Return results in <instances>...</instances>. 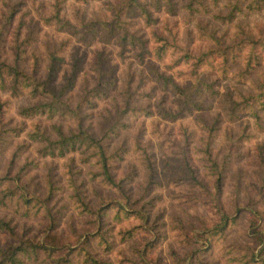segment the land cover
<instances>
[{
	"label": "rangeland",
	"instance_id": "obj_1",
	"mask_svg": "<svg viewBox=\"0 0 264 264\" xmlns=\"http://www.w3.org/2000/svg\"><path fill=\"white\" fill-rule=\"evenodd\" d=\"M11 1L13 3L19 1L16 17L14 18V26L20 24L18 29L20 30L19 36L28 31L27 25L31 19L32 24L37 23L39 27L35 40H32L30 45H26L27 55L30 54L31 45L35 46L41 55L36 73L38 77H43L45 74L44 66L47 58L44 50L52 46L58 48L59 54L64 57L61 68L54 80L56 85L60 84L64 80L65 74L71 71L75 56H81V60L78 63L82 64L86 69L90 60L97 56L99 52L104 55L102 62L112 64V75L115 77V92L113 94L115 95L102 97L97 100L98 105L90 111L92 115L83 119V123L88 124L89 129L97 132L102 127L103 122L108 123L104 120V116L99 112V109L102 108L104 115L114 111L113 104L115 99L120 104L123 103L126 99L125 92H127V89L150 93V97L129 100V103L133 105H145L150 110V113H140L137 117H130V127L122 131L118 139L114 141V144H117L119 138L124 139L126 144L132 148V151L128 149L124 159L118 162V167L115 171L117 176H122L130 168L136 171V173L131 174V178L125 183L128 197L122 196L115 190L98 185L89 180L86 177L88 175L83 172L75 174V183H78V193L92 209L96 210L104 202L103 200L113 198L120 200L127 208L133 210V213L122 220L114 218L112 215L113 210L108 211L107 214L109 215L103 217L101 229L111 236L113 241V249L111 251H103V247L98 244V237L95 235L98 229L95 214L81 210L73 202V190L68 186V179L64 174L66 173V158H54L51 160L50 157L40 156L35 151L38 143L32 142L29 146L23 147L20 157L10 163L11 152L16 140L13 138L3 150H0V176L5 174L6 170H8L9 174L14 175L25 161L28 152L30 156H39L37 167L32 165L29 167L30 169L28 168V171L27 169H20L19 175H21V180L26 183V188L30 192L44 196L46 194L47 167L50 164H54L53 169H51V177L56 179L57 184L63 186V188L55 191L54 196L49 201L50 210L56 216L54 219L55 228L43 231L42 229L46 228L48 221L47 215L41 213L43 212L42 210H39L36 214L31 212L33 216H25L22 209H18V203H13L14 201L5 208L0 206V215L9 220L18 232H24L39 240L43 239L45 232L51 231L56 235L57 239L60 236L63 242L76 247L81 244L87 235L90 238L88 248L104 259L112 261L113 264H184L182 263L183 261L179 260L180 257L189 258V253L193 244H195L184 240V233L189 236L201 229L203 225L210 226L215 223L217 219L213 207L206 201V192L204 191L205 193H203L198 187L184 182L181 179L184 178L183 172L179 170V167H175L177 161L171 164L165 162L162 150L166 148L164 145H170V140L182 138V132L184 131L189 134L187 138L192 140L191 143L197 140L199 146L202 147V138L205 136V130L196 121L197 113L200 112L210 122L214 118L219 119L220 128L217 129L218 134L212 149V152L216 153L217 159L223 158L228 151L229 126H232L233 131L229 134L237 135L242 130L251 134L250 140H247L240 147L239 155L237 156L234 153L230 156V158L233 157L229 163L231 167L226 170L224 178L223 201L226 204V208H230L228 211L233 215H237L236 221L225 229L221 237H213L210 249L206 250L201 256L207 264H228L227 258L234 254L233 251L229 250L235 247L239 248L243 244L252 245L253 242H251V238L247 233L248 224L252 217L249 209L239 208V210L235 211L234 207H229L227 203L230 205L229 194L233 190V176L239 169L242 171V191H244L243 188L245 187L251 190L259 188L255 182L257 180L256 174L259 171L254 164L255 160L252 156L254 154L251 153V150L254 149L255 140L263 141L264 139V110L258 111L259 117L256 118L258 121L249 113L243 115V99L236 90L247 94L254 93L255 90L251 83L256 89L258 88L257 84L264 83V46L258 44L251 46L250 43L242 41L243 38L264 36V4L259 10L233 12L234 14L231 18L225 19L229 12L231 0H220L218 3L206 0V2L209 1L210 3L209 11H200L199 13L195 11L189 12L187 9L180 8L179 4L187 0H179L174 3L173 10L168 9L166 2L162 4L161 9L158 11L152 7V13L157 18L154 24H146L139 12L126 17V22L129 23L125 25L129 29H133L142 38L149 37L150 30L155 29L168 39L175 37L181 46H186L187 50L195 54L215 47L217 45L216 39H219V36H221L222 40L219 43L222 46H229L238 40L241 41L239 48L227 49V77L221 78L220 82L216 84V92L209 95L207 94L209 90H206L201 96H197V99L201 101V107L197 108L185 105L182 101L183 96L177 92L174 93L169 89L162 88L155 77L154 67H157L166 75H172L178 82L190 81L187 76L190 60L181 59L177 64L171 63V58L180 54L181 51H175L173 54L168 53L163 61L147 58L139 62L128 50L120 53L121 45L117 39L120 29L116 32V36L107 43L102 36L108 29L101 27L95 40L86 45L76 35L65 31L56 32L52 27L41 21L40 18V16L48 15L55 11V7L58 6V14L60 16H64L79 25L80 22H87L97 16L99 18L103 16L110 17L107 4L108 2H115V0ZM202 24L204 29L200 27ZM150 43H152L151 39ZM11 45L12 32L8 34V38L2 47V57L7 61H10L11 57H13ZM215 60L221 62V57H217ZM211 61L215 66L218 65L215 61ZM30 62L32 63V61ZM206 67L208 66L206 65ZM245 67L246 71H244ZM80 76L82 77V74ZM93 80V78H88L89 82ZM80 86L81 81L76 80L73 91H71V99L73 101L77 99L80 93ZM22 90L23 88L20 87L13 94L10 89L0 88V108L3 119L9 121L8 123L11 126L23 122L28 128L35 118H24L19 113L18 107L19 104L35 101L37 95L32 96L25 91L21 92ZM18 92H21L19 93L20 95L17 94ZM246 105L247 103L245 102ZM159 106L163 109L171 110V112L175 113V117L164 115L159 111ZM232 110L239 118L235 120V125L228 123ZM46 121L60 123L64 130L75 128L73 121L57 117L46 120L43 115L41 122L45 124L47 123ZM155 129L164 132L165 143L162 148L158 145ZM137 143L140 144L139 148H137ZM146 144L148 149L154 152L153 160L156 172L152 177V181L146 177L147 168L140 149ZM177 144L178 141L176 143L173 141L172 148L176 149ZM193 154L199 156V158L195 157L193 161L200 163V156H202L203 152L197 151V153L194 152ZM168 160L173 161V159ZM74 164V169L82 167L85 172V164H81L77 159ZM203 179L211 190L212 177L203 176ZM262 189L264 192V188ZM240 203H246L244 198L240 199ZM136 209H140L147 218L141 219L135 213L134 210ZM129 227H134L133 235L121 239L120 229ZM154 236H157L155 242L152 240ZM11 240L10 235L0 230V245L11 242ZM233 243L237 245L228 250L227 246H231ZM173 251L177 257H173L171 253ZM184 262L186 264V260Z\"/></svg>",
	"mask_w": 264,
	"mask_h": 264
},
{
	"label": "trees",
	"instance_id": "obj_2",
	"mask_svg": "<svg viewBox=\"0 0 264 264\" xmlns=\"http://www.w3.org/2000/svg\"><path fill=\"white\" fill-rule=\"evenodd\" d=\"M178 1L115 0V2H108V4L105 2L107 10L110 12V17L103 16L99 18L97 16L89 19L87 22L82 21L79 25L71 22L64 16H60L58 14V6L55 7V11L48 15L40 16V18L41 21L52 27L56 32L65 31L76 35L86 45L95 40L101 27L108 29L102 36L107 43L116 36V32L120 29L117 37L121 45L120 53L128 50L139 62L147 58L163 61L168 53L173 54L175 51H181L180 54L171 58V63L177 64L181 59L190 60V68L189 72H187L190 81L178 82L172 75H166L160 69H157V67H154L155 77L160 82L162 88L169 89L174 93L177 92L183 96L182 101L185 105L200 108L201 101L197 99V96H201L206 90H209L207 93L209 95L216 92V84L220 82L221 78L227 77V49L233 47L239 48L241 41L238 40L229 46H222L219 43L222 41L221 36H219V39H216L217 45L215 47L195 54L187 50L186 46H181L175 37L168 39L157 30L151 29L149 37L142 38L133 29H129L125 25L129 23L126 22V17H130L135 12H139L146 24H154L157 18L152 13V7L158 11L161 9L162 4L166 2L168 9L173 10L174 3ZM209 1L218 3L220 0ZM209 1L187 0L179 4V7L187 9L189 12H208ZM18 2L15 1L13 3L11 0H0V88L10 89L14 94V91H17L21 87L23 88L21 92L25 91L32 96L37 95L35 101L19 104L18 107L19 113L24 118L33 117L35 119L28 128H26L23 122L11 126L8 123L9 121L3 119L0 108V150H3L15 138V146L11 152L10 163L18 159L22 152L21 149L29 146L32 142L38 143L35 151L42 157H50L51 160L65 157L67 174H64L67 176L68 186L73 190V202L81 210L95 214L96 226L98 227L95 235L98 237V244L103 247V251H111L113 249L111 236L101 229L103 217L109 215L107 214L108 211L113 210L112 215L114 218L122 220L133 213V210L127 208L120 200L113 198L103 200L104 202L96 210L92 209L78 193V183H75V174L83 172L88 175L86 177L89 180L98 185L115 190L122 196H127L125 183L129 181L131 174L136 173V171L130 168L129 171L125 170L126 172L122 176H117L115 171L118 167V162L122 161L126 153H128V149L132 151V148L126 144L124 139L119 138L117 144H114V141L118 139L122 131L130 127V117H137L140 113H150V110L145 105H133L129 103V100L150 97V93L127 89V92H125L126 99L123 103L120 104L115 99V103L113 104L115 112H108L107 115H104L102 108L99 109V112L104 116V120L108 123L103 122L102 127L97 132L96 130L89 129L88 124L83 123V119L92 115L90 111L98 105L97 100L102 97L115 95L113 94L115 92V77L112 75V64L102 62L104 55H101L99 52L97 56L90 60L86 69L82 64L78 63L81 60V56H75L71 71L65 74V78L60 84L56 85L54 80L61 68L64 57L59 54L58 48L52 46L44 50L46 51L47 58L46 65L44 66L45 74L43 77H38L36 73L41 55L38 49L32 45L29 50L30 54L27 55L26 45H30L32 40H35L39 27L37 23L33 25L31 19L27 25L28 31L19 36L20 30L18 29L20 24L14 26ZM245 2L246 4L244 5ZM263 4L264 0H231L229 12L225 16V19L231 18L235 12L259 10ZM200 27L204 29L203 24ZM10 32H12L11 53H13V57H11L10 61H7L2 57V47ZM150 39L152 43H150ZM242 41L250 43L251 46L255 44L264 46V36L243 38ZM217 57H221V62L215 60ZM211 60L215 61L218 65L215 66ZM244 71H246V67ZM80 74H82V77ZM239 75L242 76L241 73ZM89 77L94 80L89 82ZM76 80L81 81V86L77 99L73 101L71 99V91H73ZM251 86L255 90L254 93L247 94L240 90L236 91L243 99L244 108L242 109V114L249 113V115L258 121L256 119L259 117L258 111L264 110V83L257 84V89L252 83ZM21 92L17 94L20 95L19 93ZM245 102L247 103L246 106ZM159 111L164 115L175 117V113L171 112V110L163 109L161 106H159ZM43 115L46 120L57 117L73 121L75 128L64 130L62 124L51 121H46L47 123L43 124L41 122ZM229 117L228 123L230 125H233L236 122L235 120L239 119L233 110ZM196 121L206 131H204L205 136L202 138V147L199 146L197 140L191 143L192 140L187 138L189 134H186L184 131L182 132V138L170 140V145H164L166 148L162 150L165 162L171 164L177 161L175 167H179V170L183 172L184 178L181 179L184 182L198 187L203 193L206 192V201L213 207L217 219L215 223L210 226L203 225L201 229L189 236L184 233V240L195 243L189 253V258L180 257L179 260L183 261L182 263L184 264L185 260L186 264H207L201 255L210 249L211 239L213 237H221L225 229L236 221L237 215L229 212L230 208H226V204L223 201L224 178L226 170L231 167L229 163L233 157L230 158V156L234 153L238 156L240 147L247 140H250L251 135L245 132V130H242L237 135L229 134L233 132L232 126H229L228 151L223 158L217 159L216 153H213L212 149L214 148V141L217 138V129L220 128L219 119L214 118L210 122L202 113L198 112ZM154 132L158 139V145L162 148L165 143L164 132L158 129H155ZM22 135H24L23 138H21ZM173 141L175 143L178 141L176 149L172 148ZM255 142L251 153L254 154L252 155L255 160L254 164L259 171L256 174L257 180L255 181L259 188L251 190L245 187L243 188L244 191H242V171L239 169L233 176V190L229 194L230 205L227 203L229 207H234L235 211L239 210V208L249 209L252 217L248 224L247 233L253 244H243L239 248L235 247L232 250L229 249L237 244L228 245L227 249L234 253L233 256L227 258L228 264H264V192L262 189L264 188V139L263 141L255 140ZM139 147L140 144L137 143V148ZM140 149L147 168L146 177L152 181V177L156 172L153 160L154 152L148 149L147 144L143 145ZM197 151L203 152L202 156H200V163L193 161L195 157L199 158L197 154H193L194 152L197 153ZM38 157L35 155L30 156L28 152L19 170L27 169L28 171V168L32 165L37 167L39 164ZM76 159L81 164L86 165L85 172L82 167L74 169ZM168 159H173V161H169ZM53 167L54 164H50L47 167L46 194L44 196L33 194L34 192H30L26 188V183L21 180V175H19V170L14 175L9 174L8 170H6L5 174L0 176V206L5 208L9 203L14 201L13 203H18V209H22L25 216H33L32 214H36L39 210H42L43 212L41 213L47 215L48 219L46 228L42 230L54 229L56 225L54 219L56 216L50 210L49 201L54 196L55 191L63 188V186L57 184L56 179L51 177V169ZM203 176L212 177L211 190L203 179ZM251 185L253 184L251 183ZM243 198L246 203L241 204L240 199ZM134 211L141 219L147 218L140 209ZM0 230L5 231L12 239L11 242L0 245V264H113L112 261L104 259L88 248L90 238L87 235L81 244L76 247L63 242L60 236L57 239L56 235L51 231L45 232L43 239L39 240L24 232H18L15 226L11 225L9 220L5 219L3 215H0ZM133 230L134 227L120 229V238L131 237ZM156 239L157 236H154L153 242ZM171 253L173 257H177L174 251Z\"/></svg>",
	"mask_w": 264,
	"mask_h": 264
}]
</instances>
